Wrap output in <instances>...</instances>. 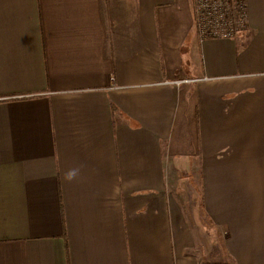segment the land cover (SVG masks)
<instances>
[{"label":"crops","instance_id":"crops-1","mask_svg":"<svg viewBox=\"0 0 264 264\" xmlns=\"http://www.w3.org/2000/svg\"><path fill=\"white\" fill-rule=\"evenodd\" d=\"M193 5L0 0V264L206 263L199 171L222 264H264V0L204 40Z\"/></svg>","mask_w":264,"mask_h":264},{"label":"built area","instance_id":"built-area-1","mask_svg":"<svg viewBox=\"0 0 264 264\" xmlns=\"http://www.w3.org/2000/svg\"><path fill=\"white\" fill-rule=\"evenodd\" d=\"M193 8L201 40L231 38L246 28V0H194Z\"/></svg>","mask_w":264,"mask_h":264},{"label":"water","instance_id":"water-1","mask_svg":"<svg viewBox=\"0 0 264 264\" xmlns=\"http://www.w3.org/2000/svg\"><path fill=\"white\" fill-rule=\"evenodd\" d=\"M180 187L185 194L189 217L202 246L204 261L209 264L226 263L227 255L219 229L204 214L201 194L187 176L181 179Z\"/></svg>","mask_w":264,"mask_h":264},{"label":"rangeland","instance_id":"rangeland-1","mask_svg":"<svg viewBox=\"0 0 264 264\" xmlns=\"http://www.w3.org/2000/svg\"><path fill=\"white\" fill-rule=\"evenodd\" d=\"M197 61H198V59H197ZM185 158L186 159H189L190 157L189 156H187V155H185ZM191 172L193 173V175H194V172L191 170ZM199 174H200V180L198 181L197 179H194L193 178V183L195 184V186H196V188L198 189V190H200V192H202V189H201V187H200V185L202 186V181L203 180H201V175H202V171H199ZM174 175V173L172 174V176ZM186 175H189L187 172H182L181 173V177H185ZM173 178V177H172ZM199 183H200V185H199ZM170 186H171V188H173V190H177V184H176V182H170ZM183 193V196H184V202H186V199H185V194H184V192H182ZM202 199H203V197H202ZM185 205H186V203H185ZM202 207H205V206H203V201H202ZM209 220H211V219H209ZM211 222V221H210ZM203 264H207V263H204L203 262Z\"/></svg>","mask_w":264,"mask_h":264}]
</instances>
